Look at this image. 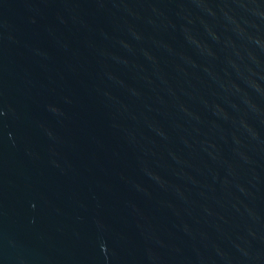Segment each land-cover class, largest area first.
Listing matches in <instances>:
<instances>
[{
    "label": "water",
    "instance_id": "1",
    "mask_svg": "<svg viewBox=\"0 0 264 264\" xmlns=\"http://www.w3.org/2000/svg\"><path fill=\"white\" fill-rule=\"evenodd\" d=\"M0 264H264V0H0Z\"/></svg>",
    "mask_w": 264,
    "mask_h": 264
}]
</instances>
